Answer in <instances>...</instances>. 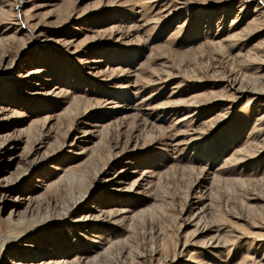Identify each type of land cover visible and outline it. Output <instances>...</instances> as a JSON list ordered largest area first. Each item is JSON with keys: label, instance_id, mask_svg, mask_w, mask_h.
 I'll return each mask as SVG.
<instances>
[{"label": "rangeland", "instance_id": "1", "mask_svg": "<svg viewBox=\"0 0 264 264\" xmlns=\"http://www.w3.org/2000/svg\"><path fill=\"white\" fill-rule=\"evenodd\" d=\"M0 264H264V0H0Z\"/></svg>", "mask_w": 264, "mask_h": 264}]
</instances>
